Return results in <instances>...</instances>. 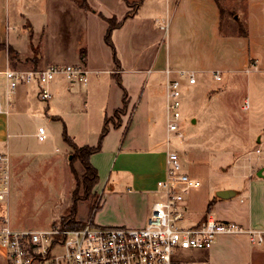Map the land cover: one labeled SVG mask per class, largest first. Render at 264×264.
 Wrapping results in <instances>:
<instances>
[{
  "label": "crops",
  "instance_id": "1",
  "mask_svg": "<svg viewBox=\"0 0 264 264\" xmlns=\"http://www.w3.org/2000/svg\"><path fill=\"white\" fill-rule=\"evenodd\" d=\"M86 1L90 9L81 7L74 0H0V44L4 46V48L0 47V102L3 109L0 112V154H7L9 163L12 160H24L28 147L23 139L27 136L36 138L38 126H43L41 119H45L47 123L62 120L58 111L62 103L50 102L55 93L58 94L60 91L61 102L64 100L65 106L70 108L72 105L70 94L78 89L77 86L74 88L73 85L63 83L62 80L54 81L51 84L52 98L47 101V104H43L40 102L37 85L34 82L19 85L12 93H8L4 77V71L7 68L31 70L60 63L45 59L41 48L35 49L32 37L34 34L39 35V43L40 40L48 39L55 13L61 14L62 10L70 11L74 19L80 18V22L76 21L73 24L75 21L73 19L66 22L70 31L76 29L75 39L71 45V60H69L71 62L68 63H81L86 66L90 73L89 81L84 86L87 87L89 84L91 92L97 89V91L101 90L103 95V107L100 111L102 119L98 125V134L95 133L97 139L104 118L112 116L113 110L122 106L123 90L117 84L115 75L119 77L127 94L126 113L121 115L120 125L109 124V131L103 138L100 151L90 156V162L94 167L100 164L96 158L99 154H107L111 159L107 171L99 176V181L93 190L96 194L98 192L104 194L107 188L109 200L114 201L119 198L118 193L114 191L115 186L129 184L131 188L128 191L133 190L135 194H124L126 200L141 205L144 211L138 223L132 220L131 223H134V226L129 227H141L146 222L152 203L145 201V195L149 192L156 194V182L163 176L165 168L167 147L165 148L161 142L149 140V135L153 132L154 120L160 115L165 118L164 69L166 67L180 69L172 64L167 47L158 44L161 32L157 29V23L159 18H162L160 10L167 12L168 8H171V16L166 28L169 33L172 27V42L182 44L184 54L181 59L197 60L199 66L203 67L205 63L215 59L217 54L223 53L222 58L230 61L236 58L238 46L244 47L246 41L248 53L251 56L249 62L253 67H249L246 71L250 72L257 66L252 65L253 62L258 64L259 61L263 63L264 60V0H248L246 36L239 35L236 31H222L225 8L218 0H129L139 2V6L120 27L112 32L119 67H115L111 48L104 40L108 27L105 18L115 17L121 20L131 11V7L124 0H121L122 3L118 0V10L107 13L98 3L104 4L105 0ZM143 9L145 10L141 13ZM228 24L230 26V22ZM24 26H27L30 31L32 50L28 49V44L21 42V27ZM45 43L47 44V40ZM180 46L176 48L180 49ZM7 48H11L13 53H9ZM82 51L83 58H81ZM102 51L101 60L105 58L106 69L94 65L93 56L96 52L100 56ZM103 72L107 75L99 79ZM148 81L150 82L147 92L145 88ZM55 86H58L59 90L54 92ZM156 95L164 98L161 112L155 108V99L152 104L150 102V99L155 98ZM142 97H144L143 101H141ZM139 98V103H144V100L150 103L151 110L145 113V128L140 134H135L139 121L136 116L139 107H136V104ZM36 118L37 125L34 123ZM29 124H33V128ZM35 126H37L36 129ZM63 127L66 128L65 124ZM165 132L167 136L166 119ZM45 153L47 152L40 154ZM144 164L146 167L143 166ZM148 167L153 169L152 172L147 169ZM113 171L133 173L128 175L119 173L113 177ZM225 188H231V186H218L214 189L217 191ZM238 192L240 193L239 190ZM6 206H4L5 211ZM4 207L0 202V210ZM215 207H217V214L223 216V219L216 218L217 220L236 222L244 230L261 232L263 241L261 244L251 242L247 232L219 234L209 248L212 256L210 264H264V177H258L256 174L255 177L252 174L249 175L245 196L237 201L216 197L212 205V208ZM210 216H212L211 213ZM0 264H8L5 249L1 245Z\"/></svg>",
  "mask_w": 264,
  "mask_h": 264
},
{
  "label": "rangeland",
  "instance_id": "2",
  "mask_svg": "<svg viewBox=\"0 0 264 264\" xmlns=\"http://www.w3.org/2000/svg\"><path fill=\"white\" fill-rule=\"evenodd\" d=\"M218 1L225 8L222 31L237 33L245 31L247 35L248 0ZM98 3L107 13L117 11L119 8L118 0H105L104 4ZM120 3H122L121 0ZM160 13L162 18H159L157 29L161 34H159L158 44L167 47L169 58L175 68L194 70L197 78L194 84L184 81L181 89L180 131L183 132L184 137L182 140L171 137L168 143L170 149L179 154L184 169L201 182V185L193 188L187 200L181 204L185 212L182 225L191 226L202 218L207 203L216 198L215 187L230 185L231 188L239 190L240 193L237 196L229 198L237 201L245 196L249 175L252 174L255 177L256 171L264 167V60L263 63L259 61L256 64V69L246 71L252 67L246 41L244 47L238 46L236 58L231 59L232 61L222 58L223 53L217 54L215 59L205 63L203 67L199 66L197 60L181 59L184 54L182 44H174L172 27L169 33L166 28L171 16V8L169 7L167 12L160 10ZM55 14L51 22V34L46 39L47 44L46 40H40L39 43V35L36 34L32 37V43L36 50L41 48L43 57L48 61L68 63L71 62L69 61L71 45L75 39L76 29L71 32L66 22L73 19L75 20L73 24L76 21L79 23L80 18L74 19L70 11L64 10L61 14L60 12ZM32 20L35 19L32 18ZM21 32V42L28 44V49L32 50L28 27H21ZM102 44L104 45L103 42ZM177 46L181 48L177 49ZM101 57H103V51L100 56L98 52L95 53L94 65L106 69L107 62L105 58L102 61ZM214 70L221 72L220 80L214 79L212 74ZM106 75V72L101 73L99 79ZM149 82H147L146 91ZM58 86H55L54 92L59 90ZM73 86L74 88L77 86L78 89L70 94L72 98L70 108L65 106L64 100L61 102L60 91L50 100L53 104L62 103L58 107L62 120L47 123L45 119H41L48 135L47 139L39 141L37 137H24L23 141L28 147V153L24 160H12L9 164V195L6 202L4 200L1 203L4 206L7 205L6 211L13 228L46 230L52 224L62 226L63 217L72 211V193L76 181L70 165L74 166L79 174L83 172V167L78 160L72 159L73 150L62 138V127L65 124L68 134L78 146L94 145L97 141V129L102 119L100 111L103 107L101 90L96 89L91 92L89 84L87 87L77 83ZM245 98L248 100V108L242 106ZM143 99L144 97L141 101ZM154 99L156 110L161 112L164 98L156 95L155 98L150 99L151 101L149 100L151 104ZM139 101L140 98L136 104V107L139 106L136 112L139 121L135 134H140L145 128V113L151 110L150 103L148 104L145 100L144 103ZM40 102L47 104V101L42 99ZM37 121L36 118L34 122L36 125ZM32 125H30L31 128H33ZM152 126L153 132L150 133L149 140L161 142L166 148L165 118L162 115L158 116ZM39 152L47 153L42 155ZM96 158L100 163L96 168L101 176L107 171L111 159L107 154H99ZM143 166L146 167L145 164ZM147 169L151 172L153 170L149 167ZM119 173L128 175L133 172L119 171ZM119 173L113 171L112 176L115 177ZM129 188H131L129 184L116 185L114 191L118 193L119 198L114 201L109 200L107 188L104 194L99 192L96 194L93 190L95 195L87 198H83V190L78 188L73 222L86 224L92 221L94 225H102V227L134 226L131 221L138 223L144 211L141 205L126 200L124 194H135L133 190L128 191ZM157 197V192L156 194L149 192L145 195V201L150 203ZM211 211L214 218L223 219L222 215L217 214V207L212 208ZM219 211L221 212L220 209ZM209 250L178 248L175 258L183 264H210L212 256Z\"/></svg>",
  "mask_w": 264,
  "mask_h": 264
},
{
  "label": "built area",
  "instance_id": "3",
  "mask_svg": "<svg viewBox=\"0 0 264 264\" xmlns=\"http://www.w3.org/2000/svg\"><path fill=\"white\" fill-rule=\"evenodd\" d=\"M89 73L81 63H55L31 70L7 68L4 77L8 93L19 85L34 82L39 98L48 101L52 98L54 81L86 85ZM212 74L215 80L221 79L219 70ZM164 76L165 168L156 182L158 197L151 203L145 224L102 227L88 221L78 228L52 224L46 230L16 229L10 225L1 203L4 208L0 210V245L5 249L8 264H173L178 248L209 249L219 234L247 232L251 242L262 243L261 232L244 230L236 222L217 220L210 215L194 225H182L185 212L181 204L201 182L184 169L179 154L168 143L171 137L181 140L184 137L180 131L181 89L184 81L194 84L197 78L191 69L170 67L164 69ZM243 106L248 108V100ZM36 137L39 141L47 139L43 126H38ZM9 164L8 155L0 154V202H6L9 195Z\"/></svg>",
  "mask_w": 264,
  "mask_h": 264
},
{
  "label": "trees",
  "instance_id": "4",
  "mask_svg": "<svg viewBox=\"0 0 264 264\" xmlns=\"http://www.w3.org/2000/svg\"><path fill=\"white\" fill-rule=\"evenodd\" d=\"M77 2L81 7L85 9H90V6L88 5L86 0H74ZM126 4L131 7V11H129L121 20H117L115 17L111 18H105V20L108 22V27L106 29L104 40L106 44L111 48V51L113 53V61L115 67H119V60L117 57V52L115 45L113 43L112 39V32L114 29L121 26L123 21L128 18L130 15L133 14L134 10L139 6V2H130L129 0H124ZM239 35L246 36L245 31L239 32ZM1 48H4L2 44H0ZM9 53H13L11 48H7ZM84 57L83 51L81 52V58ZM115 79L117 84L122 88L123 94H122V106L119 108H116L113 110V114L110 117H105L103 120V125L101 128V131L99 133L97 142L95 145H82L78 146L73 139L68 135L66 128L63 127L62 130V138L67 143V145L73 150V160H78L82 167L83 172L81 174L78 173V171L74 168V166L70 165L71 172L74 176V179L76 181L75 188L72 193V199H73V208L71 213H69L66 217H63L62 219V226L68 227V228H78L82 227L84 224H77L73 222V213L76 208V201L78 200V197L76 196V192L78 188H81L83 190V198H87L89 196L95 195V192L93 191V188L99 181V175L96 167L92 165L90 162V156L94 153H97L101 149L102 141L105 135L109 131V124H113L114 126L120 125V117L121 115L126 113V107H127V94L124 88L121 85V81L117 75H115ZM72 160V162H73ZM71 164V163H70ZM214 203V199L209 201L205 208V213L203 214L202 218L200 220H205L212 210V205ZM173 264H183L180 261H175Z\"/></svg>",
  "mask_w": 264,
  "mask_h": 264
},
{
  "label": "water",
  "instance_id": "5",
  "mask_svg": "<svg viewBox=\"0 0 264 264\" xmlns=\"http://www.w3.org/2000/svg\"><path fill=\"white\" fill-rule=\"evenodd\" d=\"M263 171H264V167L257 170L255 174L258 177H264ZM238 193L239 192L236 189L225 188V189H219V190L215 191V196L220 198V199H229V198L236 196Z\"/></svg>",
  "mask_w": 264,
  "mask_h": 264
}]
</instances>
